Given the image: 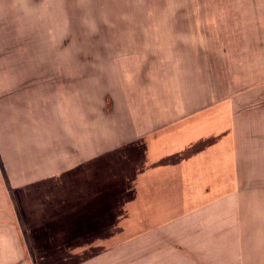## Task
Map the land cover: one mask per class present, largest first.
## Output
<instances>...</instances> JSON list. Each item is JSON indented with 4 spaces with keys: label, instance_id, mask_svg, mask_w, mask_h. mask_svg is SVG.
I'll use <instances>...</instances> for the list:
<instances>
[{
    "label": "rangeland",
    "instance_id": "obj_1",
    "mask_svg": "<svg viewBox=\"0 0 264 264\" xmlns=\"http://www.w3.org/2000/svg\"><path fill=\"white\" fill-rule=\"evenodd\" d=\"M263 23L264 0H0L3 135L6 121L23 126L30 155L46 152L31 176L67 171L51 180L71 203L66 219L44 220L54 245L35 231L45 264H219L235 254L226 249L240 237L214 214L229 211V192L214 191L211 171L140 183L134 158L167 121L257 69ZM18 224L21 243H33Z\"/></svg>",
    "mask_w": 264,
    "mask_h": 264
},
{
    "label": "crops",
    "instance_id": "obj_2",
    "mask_svg": "<svg viewBox=\"0 0 264 264\" xmlns=\"http://www.w3.org/2000/svg\"><path fill=\"white\" fill-rule=\"evenodd\" d=\"M257 61V69L246 70L252 73L245 79L237 77L241 83L231 82L228 94L215 96L212 105L203 104L189 116H185L189 112L182 114L184 118L177 124L167 121L159 127L150 141V149L138 158L135 154L134 158V171L140 183L148 178L152 180L153 173L157 176L180 172L181 178L189 180L190 171L206 170L212 172L210 186L214 191L221 192L224 188L229 192V211L222 212L220 208L214 214L219 219L228 215L223 218L225 229L230 236L240 238L239 244H230L226 249L235 254L229 260L224 254L219 264H264V57ZM175 118L172 122L178 120ZM4 124V135L3 124L0 127V264H45L42 257L45 251L38 249L41 245L34 239L35 231L42 229L43 242L48 240L47 246L54 245L53 235L48 233L52 225L49 224L47 232L44 220L66 219L71 203L63 188H55L51 180L67 171L58 167L50 177L31 176L30 172L41 171V166L46 164V152L43 150L41 159L39 155L31 156V143L26 142L22 133L29 129L22 126L15 130L8 121ZM34 146L40 150L38 141ZM203 161L207 167H202ZM106 169L102 167L101 172L109 176ZM14 171H21L22 175L14 177ZM81 178L83 175H78L77 179ZM87 181L90 182L87 188L96 185L92 179ZM103 184L100 181L97 186L100 192L105 190L99 187ZM100 201L103 203V198ZM18 220L33 243H21ZM217 225L222 232L224 227Z\"/></svg>",
    "mask_w": 264,
    "mask_h": 264
}]
</instances>
